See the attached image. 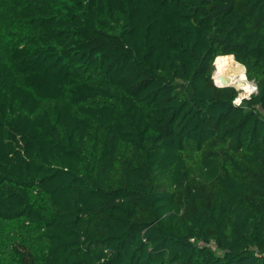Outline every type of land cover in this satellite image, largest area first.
I'll return each mask as SVG.
<instances>
[{
  "label": "trees",
  "instance_id": "trees-1",
  "mask_svg": "<svg viewBox=\"0 0 264 264\" xmlns=\"http://www.w3.org/2000/svg\"><path fill=\"white\" fill-rule=\"evenodd\" d=\"M0 264H264V0H0Z\"/></svg>",
  "mask_w": 264,
  "mask_h": 264
},
{
  "label": "bare ground",
  "instance_id": "bare-ground-1",
  "mask_svg": "<svg viewBox=\"0 0 264 264\" xmlns=\"http://www.w3.org/2000/svg\"><path fill=\"white\" fill-rule=\"evenodd\" d=\"M231 63V66L229 67H226L223 64H219L216 67V82L220 83L222 79H227V77H229V79H231L230 84L236 85L238 89L240 88V90L242 91V95L244 94L245 96V94L251 93L255 86L247 79L245 74V67L242 64L238 63L236 60H233ZM238 101L240 102L239 97Z\"/></svg>",
  "mask_w": 264,
  "mask_h": 264
},
{
  "label": "water",
  "instance_id": "water-1",
  "mask_svg": "<svg viewBox=\"0 0 264 264\" xmlns=\"http://www.w3.org/2000/svg\"><path fill=\"white\" fill-rule=\"evenodd\" d=\"M230 82H231V79H229V77H227V79H222L220 83L216 82V84L219 86H234V85H231ZM234 87L238 90V87H236V85ZM241 93H242V91H240V93H239L240 100L245 97Z\"/></svg>",
  "mask_w": 264,
  "mask_h": 264
},
{
  "label": "rangeland",
  "instance_id": "rangeland-1",
  "mask_svg": "<svg viewBox=\"0 0 264 264\" xmlns=\"http://www.w3.org/2000/svg\"><path fill=\"white\" fill-rule=\"evenodd\" d=\"M234 60H235V58H234ZM232 64V63H231ZM231 64L230 65H228V66H226V67H229V66H231ZM219 65V63L217 64V66ZM226 70H228V69H226ZM215 71H216V65H215V62H214V73H213V79H214V82L216 83V79H215ZM250 82H252V81H250ZM253 83V85L255 86V87H257L256 86V84L254 83V82H252ZM233 85V84H232ZM235 86V85H234ZM237 87V86H236ZM254 87V89H253V91L251 92V93H248V94H245V97L247 96V97H249L252 93H254V92H256L257 91V89ZM239 91H241L240 90V88L238 89ZM243 96H244V94H243ZM241 101V100H240ZM240 102H238V101H236V104H239Z\"/></svg>",
  "mask_w": 264,
  "mask_h": 264
},
{
  "label": "built area",
  "instance_id": "built-area-1",
  "mask_svg": "<svg viewBox=\"0 0 264 264\" xmlns=\"http://www.w3.org/2000/svg\"><path fill=\"white\" fill-rule=\"evenodd\" d=\"M257 89V87H255Z\"/></svg>",
  "mask_w": 264,
  "mask_h": 264
}]
</instances>
